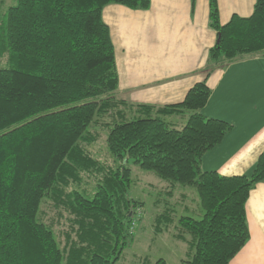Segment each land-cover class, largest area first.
I'll return each mask as SVG.
<instances>
[{"label": "trees", "instance_id": "16d2710c", "mask_svg": "<svg viewBox=\"0 0 264 264\" xmlns=\"http://www.w3.org/2000/svg\"><path fill=\"white\" fill-rule=\"evenodd\" d=\"M112 4L148 10L151 0H15L6 10L0 264H117L143 213V203L130 197L132 165L166 182L170 196L181 187L196 191L200 219H175L171 208L155 219L156 233L175 224L174 237L188 243L185 264H229L250 238L246 203L264 183V151L249 177L205 171L203 158L233 125L202 110L214 71L249 57L264 59V0L256 1L250 17L234 15L225 25L218 0H209V27L218 42L206 79L183 102L163 107L120 95L115 47L103 19ZM105 136L111 163L91 150ZM46 204L57 220H45ZM63 224L71 231L60 229Z\"/></svg>", "mask_w": 264, "mask_h": 264}, {"label": "crops", "instance_id": "0c3cea01", "mask_svg": "<svg viewBox=\"0 0 264 264\" xmlns=\"http://www.w3.org/2000/svg\"><path fill=\"white\" fill-rule=\"evenodd\" d=\"M256 1L218 0L221 23L234 15L250 17ZM103 19L115 47L120 95L128 101L178 104L206 79L209 53L218 42L209 27V0L194 5L192 0H151L148 10L112 4L104 8ZM207 85L212 92L202 113L233 129L205 155L202 167L226 177H249L264 151V59L249 57L218 69ZM246 215L249 241L229 264H264V183L251 190ZM181 242L188 253V243Z\"/></svg>", "mask_w": 264, "mask_h": 264}, {"label": "rangeland", "instance_id": "374dc122", "mask_svg": "<svg viewBox=\"0 0 264 264\" xmlns=\"http://www.w3.org/2000/svg\"><path fill=\"white\" fill-rule=\"evenodd\" d=\"M15 4V0H0V36L3 32L2 25L5 21L6 10ZM0 67H7V58L0 55ZM93 156L104 163L112 162L108 152L106 136L100 139L91 149ZM133 185L130 197L143 203L142 216L137 219L134 229L133 243L124 252L122 259L117 264H154L159 259H165L167 264H185L187 249L180 240L174 237L178 229L175 224L170 225L169 232L156 233V217L167 209L173 212L175 219L181 216H193L200 219L202 209L195 190L181 187L173 195H168V184L158 178L156 174L132 165ZM45 219L57 220L56 211L50 206L43 207ZM198 213V214H197ZM163 226V225H162ZM63 231H71L63 224ZM166 230V229H165ZM158 231V230H157ZM161 234L164 236L161 237Z\"/></svg>", "mask_w": 264, "mask_h": 264}]
</instances>
